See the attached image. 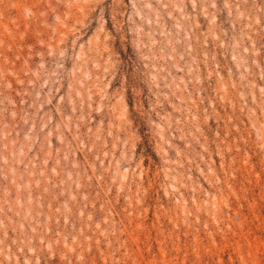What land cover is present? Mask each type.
I'll return each mask as SVG.
<instances>
[{
	"label": "rangeland",
	"instance_id": "rangeland-1",
	"mask_svg": "<svg viewBox=\"0 0 264 264\" xmlns=\"http://www.w3.org/2000/svg\"><path fill=\"white\" fill-rule=\"evenodd\" d=\"M0 264H264V0H0Z\"/></svg>",
	"mask_w": 264,
	"mask_h": 264
}]
</instances>
